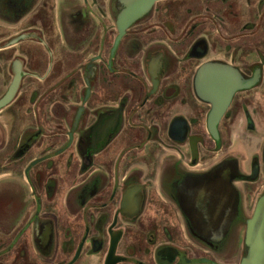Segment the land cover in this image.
I'll return each mask as SVG.
<instances>
[{
    "label": "flooded vegetation",
    "instance_id": "obj_1",
    "mask_svg": "<svg viewBox=\"0 0 264 264\" xmlns=\"http://www.w3.org/2000/svg\"><path fill=\"white\" fill-rule=\"evenodd\" d=\"M124 1L0 0V100L20 75L0 108V264H236L248 251L264 194V0L155 1L110 55ZM206 63L252 82L217 139L196 89ZM241 136L253 143L232 152Z\"/></svg>",
    "mask_w": 264,
    "mask_h": 264
},
{
    "label": "water",
    "instance_id": "obj_2",
    "mask_svg": "<svg viewBox=\"0 0 264 264\" xmlns=\"http://www.w3.org/2000/svg\"><path fill=\"white\" fill-rule=\"evenodd\" d=\"M155 1L159 0L124 1L125 8L117 16V36L110 55H112L114 48L123 35L124 29L135 18L148 11ZM19 79L20 75L16 72L7 94L0 100V108L12 99ZM196 84L199 97L211 104L207 127L213 137L217 139L215 126L229 105L233 93L239 88L249 87L252 82L241 83L236 71L228 65L206 63L198 70ZM245 244L248 251L240 259L239 264H264V194L258 199L253 216L247 220Z\"/></svg>",
    "mask_w": 264,
    "mask_h": 264
},
{
    "label": "rangeland",
    "instance_id": "obj_3",
    "mask_svg": "<svg viewBox=\"0 0 264 264\" xmlns=\"http://www.w3.org/2000/svg\"><path fill=\"white\" fill-rule=\"evenodd\" d=\"M235 130H237L235 126ZM253 142L250 139H247L245 136L232 138L230 142L229 149L232 150V152H238V148H244L245 150L248 149L247 146H250ZM239 253H236V259H238ZM219 261H222L221 259L216 258ZM237 264V263H236Z\"/></svg>",
    "mask_w": 264,
    "mask_h": 264
},
{
    "label": "crops",
    "instance_id": "obj_4",
    "mask_svg": "<svg viewBox=\"0 0 264 264\" xmlns=\"http://www.w3.org/2000/svg\"><path fill=\"white\" fill-rule=\"evenodd\" d=\"M244 241H245V235H244ZM243 256H241L239 259H238V262H237V264H239V262H240V259L242 258Z\"/></svg>",
    "mask_w": 264,
    "mask_h": 264
}]
</instances>
